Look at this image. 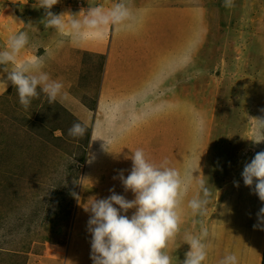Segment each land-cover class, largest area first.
I'll return each mask as SVG.
<instances>
[{
    "label": "rangeland",
    "instance_id": "obj_1",
    "mask_svg": "<svg viewBox=\"0 0 264 264\" xmlns=\"http://www.w3.org/2000/svg\"><path fill=\"white\" fill-rule=\"evenodd\" d=\"M239 1L233 0L232 7H225L224 0H215L208 12L211 16H206V11H201L198 63H193L189 55H184L186 50L171 54L167 49V59L173 69L164 71L163 68L159 74L150 73L140 79L147 86L149 81L155 86L163 80L157 96L146 93L153 107L149 109L147 116L154 117L144 123L151 125L150 129L153 131L141 143L134 140L136 134H133L128 140L133 146L125 148L130 153L120 155L117 152L110 158L113 160L112 164L117 165L118 172L124 170L123 175L126 177L132 167L130 155L136 149H143L155 163L167 160L175 168L177 167L173 163L182 156L179 159L182 169L179 171L188 188L199 191L198 181L202 179L207 182L212 193L205 216L198 217L190 213L191 232L196 233L202 226L207 227L211 234L228 230L229 224L225 222V210L222 209L231 199L226 191L237 187L234 182L238 181L239 186L241 185L244 165L256 153L264 151V141L258 146L252 138V134L259 129V124L255 123L260 111L256 112L247 91L251 84H260L262 92L264 91V60L263 57L255 56L253 48L250 53L247 52L250 47H247L248 42L245 40V30L253 27L261 35L257 38L258 43L264 45V27L253 21L250 15L245 19L242 8H239ZM140 2L143 3V0ZM151 5L169 8L191 3H184L183 0H151ZM204 5L207 6L201 4ZM148 6L149 4L146 5L149 10ZM146 7H131L134 23L126 32L130 38H124L126 33L123 35L134 60H149L158 55L159 49H163L161 36L154 32L152 37L150 23L152 26L154 19L149 17L148 22L144 18L143 11H147ZM263 22L264 20L262 24ZM250 37L251 34L248 38ZM152 40H156L154 48L149 45ZM1 46L0 43V48ZM171 55H176L178 59L172 60ZM103 63L104 59L97 56H91L87 61L83 59V64L76 58V64L71 67L74 79L67 85L74 95L66 96L63 89V95L54 104H49L47 96L41 92L38 98L32 100L30 107L25 109L19 102L15 86L11 84L6 90L0 89V248L24 249L32 252L30 258H35L36 253L48 258L45 253L46 244L57 242L59 250L63 249L66 255L67 245L63 239L68 223L75 214L86 154L91 153L94 129L100 122L86 124L88 131L82 139L71 137L68 129L79 118L65 106L75 104L79 111L87 105L89 109H94ZM167 64L169 63H165L164 67ZM65 65L64 62L60 64L57 74V81L64 87ZM81 65L84 66L83 69ZM86 65L89 66L88 69ZM11 67L9 65L8 69ZM8 69L0 66V84L7 80L5 71ZM80 70H83V75L79 73ZM43 71H50L54 79L55 69L51 70L45 64ZM92 76H95L94 86L87 94L91 87L87 80L91 81ZM82 78L86 79L83 85ZM133 86L138 90L136 93L141 94L137 82ZM62 97L67 98V104ZM190 99L193 102H186ZM101 104L100 102V111ZM89 119L92 120V115H89ZM185 119L187 124H183ZM145 124H141L140 128ZM108 125L109 128L113 126ZM109 131L108 129L107 132ZM90 135L92 138L88 143ZM193 141L202 147L198 152L188 153L191 151L189 144ZM177 146L183 148L180 156L176 153ZM189 155L193 156L190 160ZM73 159L75 163H72ZM109 168L114 170L112 166ZM189 169L199 171H194L191 175ZM110 189L129 200L134 199V194L130 191L122 193L113 185L108 187V192ZM185 197L188 200L192 198L188 194ZM225 199L226 202L223 203ZM253 199L258 213L264 207V201L255 193ZM255 218L247 228L246 225L236 226L231 229L230 234L228 231L224 238L219 239L215 254L218 255L220 251L232 252L238 256L239 264H263L264 230L253 227L258 222L256 216ZM176 239L169 241V253L173 264H182L184 254L190 246L184 240ZM209 263L214 264V261H204V264Z\"/></svg>",
    "mask_w": 264,
    "mask_h": 264
},
{
    "label": "clouds",
    "instance_id": "obj_2",
    "mask_svg": "<svg viewBox=\"0 0 264 264\" xmlns=\"http://www.w3.org/2000/svg\"><path fill=\"white\" fill-rule=\"evenodd\" d=\"M59 0H38L39 7L46 12L45 27L55 28L63 33L65 24L63 16L54 14L51 9ZM225 7H232L233 0H224ZM131 16L123 2L116 3L105 12L100 7L90 8L83 20L73 18L71 29L77 35L83 30H94L103 34L106 26L123 24ZM30 42L27 32L21 31L9 37L7 46L0 50V66L8 69L7 82L15 86L20 104L28 109L32 100L44 93L49 104L58 102L63 95L64 85L52 80L43 71L48 57L33 56L18 60L22 50ZM39 89V90H38ZM6 90V88H5ZM259 126L264 127V119H259ZM87 125L75 122L68 135L83 138L87 133ZM104 147L109 150L107 142ZM255 141V140H254ZM264 139L255 141L260 142ZM132 167L125 177L124 170L118 172V178L125 192L131 191L134 199L117 194L114 189L107 198L92 199L85 207L90 212L88 232L91 234V259L93 264H173L172 256L166 251L170 240H174L181 231L180 206L187 195L188 186L180 171L169 165V161L155 163L150 160L143 149H136L131 155ZM72 163H75L73 159ZM191 175L199 169H189ZM245 186L253 187V191L264 201V151L255 154L250 162L244 165L241 173ZM239 187V182H234ZM199 191L188 200L187 206L194 216L207 214L212 199L211 190L204 180L198 181ZM118 205L119 207H116ZM130 209H135L131 216ZM257 224L254 228L264 230V207L257 213ZM208 230L201 227L198 233L186 232L184 243L190 247L185 252L182 264H204L208 258V245L205 242ZM219 264H239L234 253L225 255Z\"/></svg>",
    "mask_w": 264,
    "mask_h": 264
},
{
    "label": "crops",
    "instance_id": "obj_3",
    "mask_svg": "<svg viewBox=\"0 0 264 264\" xmlns=\"http://www.w3.org/2000/svg\"><path fill=\"white\" fill-rule=\"evenodd\" d=\"M183 1L188 4L190 2L191 5L161 8L152 6L151 0H143V3H141L140 0H59V2L53 6L51 11L56 15L62 14L63 16L65 28L64 32L61 33L55 28L44 26L46 24V12L43 8L39 7L38 0H0V43L2 45L0 50H4L6 48L9 37L12 34L21 31L27 32L30 37V42L29 45L20 53L18 60L27 59L28 57L33 56L48 57L46 59V64L49 65L51 70L55 69L53 72V78H55V80H57V74H59L60 64L64 62L66 67L63 74L65 78L63 79H69L64 88L65 95H74L73 93H70L67 85L74 79L71 67L73 64H76V58H78L82 64L83 59L87 61L91 56H97L104 59V63L100 68L101 75L95 94V107L93 110L89 109V105H87V107H81L80 112L81 114L83 113V118L80 116L78 122H82L84 124H96L97 121H99V124H105L100 111V102L103 99H109V96H113L117 93L125 94L138 91L134 88V86V89L124 88L122 84L117 82L119 77H116L114 80L110 79V66L115 65L116 63H122L124 66L129 67V70L131 71V78L128 79L134 83L136 79V64L139 62L140 65H143L146 62L156 59L158 55L152 56L149 60L144 58L145 56H143L144 59L142 60H134L132 58L131 49L126 43V40L123 38V35L128 32V29L132 27L134 23V18L131 16L123 24L106 26L103 34L94 30L84 29L83 35L80 36H77L72 31L70 23L71 20L73 18L83 20V18L88 14L90 8L100 7L107 12L118 2H123L128 7L130 13H132V6L146 7V5L149 4V10L146 7L147 11L143 12L145 13L144 18L148 22L150 20H148L147 17H152L154 19V21H152L154 23V26H152L153 30L156 25L159 26L155 31L164 29L163 26L166 25L169 30L175 32L180 37L177 44V42L172 43L169 39L165 40V36H163L161 38L163 49L159 50L162 51L164 55L167 49L171 54L184 52L186 50L184 55L193 57V63H198L201 48V11H206V16H211L208 12H210V5H213L215 0ZM201 4H207V6H201ZM253 7H255L254 10ZM239 8H242L245 19H247L250 15L253 21L259 22L261 27H264V22L262 24V20H264V0H256V5L254 6H252V0H240ZM158 10H160L159 13L153 12ZM129 24H131V26H129ZM187 24L190 35L185 39ZM245 31V40L248 42L247 47L252 48V45L257 42L258 36L261 35L258 30L253 27L247 28ZM249 34H251L250 39L248 38ZM242 37L244 38L243 29ZM261 57H263L264 60V50L263 56ZM162 59L168 60L167 55L163 56ZM171 59H178V57L176 55H171ZM84 66L81 65V68L83 69ZM163 67L164 66L162 65L159 68V73L162 71ZM88 68L89 66L86 65V69ZM79 73L83 75V70H80ZM48 74L52 79L50 71ZM85 80V78L82 80V85ZM162 81L163 80L157 82L155 86H153L152 82L149 81L146 89L139 87L141 89V93L144 92L157 96L160 92V88H162ZM87 82L88 84L90 82L91 86L89 91H87L88 94L94 86L95 76H92L91 81L87 80ZM256 82H258V79ZM252 100L258 104L257 111H260V106L264 105L263 100L256 99L253 96ZM65 107L70 110H68L70 113L74 114V111L72 110V108H74L73 104H69ZM89 115H92V120L89 119ZM115 118L118 120L117 123H119L120 118L117 116ZM151 123L155 122H149V124ZM142 124L145 123L143 122ZM91 138L92 136L90 135L88 143ZM89 157L90 154H86L82 171L84 174ZM85 183L86 179H84L83 175L80 185L81 190L79 200L75 207V214L71 222L69 221L68 223V230L66 231L63 239L67 245L64 259L46 258L45 256L40 257V253H36L35 258H30L29 256L32 252H27L24 249L0 248V264H93L91 259V234L87 230L88 220L91 213L85 211L86 206L84 205L90 188L84 187ZM227 190L230 189L228 188ZM225 202L226 199L223 200V203ZM116 207H118V205H116ZM134 211L135 210L130 209L127 215L131 216ZM221 219L224 220L222 217ZM212 236L213 234L210 233L205 242L211 244L214 241H210ZM227 254H230V252L220 251L218 255L215 254L209 258L214 261V264H219V261ZM209 258L206 260H211ZM262 262L264 264V251Z\"/></svg>",
    "mask_w": 264,
    "mask_h": 264
},
{
    "label": "bare ground",
    "instance_id": "obj_4",
    "mask_svg": "<svg viewBox=\"0 0 264 264\" xmlns=\"http://www.w3.org/2000/svg\"><path fill=\"white\" fill-rule=\"evenodd\" d=\"M256 5V0H252V6ZM255 7H253V10ZM160 10L158 11H153L154 13H159ZM166 12V11H164ZM170 12V11H169ZM149 20V17H147ZM153 20V19H152ZM151 20V21H152ZM157 21V20H155ZM147 22V21H146ZM152 26H154V23L152 22ZM150 27L152 32V37H154V32L157 33V35L165 36V40H170L172 43L178 44V39L180 38L179 35H177L175 32H172L169 30L166 25H164V29L157 30L155 31L159 25H156L154 27ZM207 30L205 31V33ZM190 35V32L188 30V24H187V29H186V36ZM124 38H130V35L126 33L124 35ZM201 38V36H200ZM149 45L154 48L156 45V40H152ZM253 51L255 53V56L261 57L263 56V50H264V45H260L257 42H255L252 45ZM177 51V50H176ZM158 56L156 59L151 60L150 62H146L143 65H140L138 62L136 64V79L135 82H137L139 87H142V89H146L147 85L145 82L141 81V78L146 77L148 74L152 73H157L159 74V68L165 63H169L166 66L163 67L164 71L166 70H171L173 69V66L171 65V62L169 60H164L162 59L163 56H166L168 51H166L165 55L162 53V51L158 50ZM248 53L251 52V48L247 50ZM259 55V56H257ZM193 58V57H191ZM170 66V67H169ZM109 77L110 79L114 80L116 77H119V80L117 81L118 83L122 84L124 88L126 89H134L133 88V83L131 80L128 78H131V71L129 70V67L124 66L122 63H116L115 65L110 66V71H109ZM52 80H55L52 79ZM69 79H64V82H67ZM69 84V83H68ZM0 89L5 90L8 89L11 86V82H2L0 84ZM65 88V87H64ZM248 91V97L252 101V104L254 108L256 109L257 112V107L258 104H256L252 100V96L255 97L256 99H262L264 102V91L262 92L261 90V85L260 84H251L250 88H247ZM252 95V96H251ZM68 96V95H66ZM65 97V96H64ZM109 99L105 100L103 99L101 101V113H102V118L105 124H96V127L94 129V134L92 138V148H90V157L89 161L87 164V168L85 171V174L82 172V177L84 175V179H86L85 186L86 188L89 189V193L86 197V201L84 203L85 206H87L92 199H101V198H107L108 196L111 195L110 192H108V187L113 185L117 186L122 193H128L125 192L124 187L121 183V181L114 177L118 176V167L116 164H112V161L110 158L114 155L120 154V155H126V153H130V150L125 148L132 147L133 145L131 142L128 140L132 137L133 134H136V138L134 139L137 143H141L143 138L148 135L149 132L153 131L151 128V125L145 124L143 128H140L141 124L146 121L150 120L153 117H148V111L149 109L153 108L149 96L142 92L141 94L136 93V91H133L132 93H125V94H120L117 93L113 96H109ZM62 99L67 103V98ZM186 102H193L191 99L189 101L186 100ZM64 103V104H65ZM66 105V104H65ZM74 108L72 110L74 111V114L76 117L80 118L82 116L83 118V113L78 109V106L73 104ZM120 118L119 123L116 124L114 122H117L118 120L115 117ZM259 119H264V105L260 106V112H259V118L256 120L257 122L255 124H259ZM188 121L185 119L183 124H187ZM113 125L112 127L109 128V125ZM110 130L107 132V130ZM263 133H264V127H260L257 132H254L252 134V138L255 141H259L264 139L263 138ZM106 136V138H105ZM103 139L107 142L109 146V150H107L104 147L105 142ZM183 141V140H182ZM181 141V142H182ZM134 142V141H133ZM258 146L262 145V141L260 142H255ZM135 147H137V144L134 142ZM158 144V143H154ZM197 142L193 141V143L189 144V149L191 150L188 153L198 152V150L202 147L196 146ZM183 148L181 149L180 147H176V153L180 156V153L182 152ZM184 152V151H183ZM186 152V151H185ZM182 157V156H181ZM179 157L177 161L173 163L174 166H176L177 170L182 169V163L179 161L181 158ZM183 158V157H182ZM193 158L192 155H189V160ZM112 166L113 169H110L109 167ZM189 176V174H187ZM82 179V178H81ZM253 188L245 186L244 183L242 182L239 187L233 188L232 191L227 190L226 194L227 196H231V199L227 205H224L222 207L225 212H223V215H225V222L229 224L228 230H222L220 232H217L216 234H213L212 238L210 241H215L212 242L208 246V256L211 257L213 254H215L218 243H216L220 238H224L229 231V234L231 232V229L235 228L236 226L240 225H246L245 228H247L249 224H253V221L256 219L255 216L257 217V209L255 205V201L253 199ZM210 189V188H209ZM131 192V191H130ZM132 193V192H131ZM198 193V190L193 189V188H188L187 194L190 197L196 196ZM108 194V195H105ZM188 199L184 197L183 202L180 206L179 209V214L181 217V234H179L176 238V240L181 239L184 240V234L186 232H191V227H190V213L192 212L190 208L187 206ZM219 203V202H218ZM210 233L208 232V235ZM170 243V242H169ZM167 253L170 251V247L168 245V248L166 249Z\"/></svg>",
    "mask_w": 264,
    "mask_h": 264
},
{
    "label": "built area",
    "instance_id": "obj_5",
    "mask_svg": "<svg viewBox=\"0 0 264 264\" xmlns=\"http://www.w3.org/2000/svg\"><path fill=\"white\" fill-rule=\"evenodd\" d=\"M45 253L48 258L57 257L55 259L59 258L60 260H62L65 257L64 250L63 249L59 250L58 243L56 242L46 244Z\"/></svg>",
    "mask_w": 264,
    "mask_h": 264
}]
</instances>
